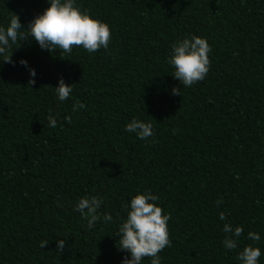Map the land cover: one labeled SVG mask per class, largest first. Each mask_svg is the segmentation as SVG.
<instances>
[{
  "label": "trees",
  "instance_id": "trees-1",
  "mask_svg": "<svg viewBox=\"0 0 264 264\" xmlns=\"http://www.w3.org/2000/svg\"><path fill=\"white\" fill-rule=\"evenodd\" d=\"M76 2L110 26L107 50L50 52L32 40L13 50L14 63L0 62V264H121L115 233L144 190L171 215L161 264H239L247 244L264 253V0ZM47 6L0 0V24L17 14L27 27ZM190 33L211 45L210 70L184 88L166 58ZM60 77L73 87L64 102L54 95ZM132 119L151 122L154 135L126 132ZM84 196L102 197L99 214L112 221L87 230L74 211ZM225 222L244 228L238 249L222 245Z\"/></svg>",
  "mask_w": 264,
  "mask_h": 264
},
{
  "label": "clouds",
  "instance_id": "clouds-1",
  "mask_svg": "<svg viewBox=\"0 0 264 264\" xmlns=\"http://www.w3.org/2000/svg\"><path fill=\"white\" fill-rule=\"evenodd\" d=\"M47 4L48 6L34 16L27 27L20 22L17 14L10 16L6 23L0 24V62L14 63L11 59L13 50L18 48L21 42L32 40L42 50L66 54H71L74 47H82L90 54L109 48L112 39L110 26L88 11L82 10L76 0H47ZM211 51L206 37L190 33L173 43L166 63L174 69L172 76L184 88H190L207 76ZM18 62L27 69L29 82L34 83L35 68L24 58ZM53 88L59 102L66 101L73 94L72 84H66L63 77L58 78L57 86ZM171 94L180 95V88L172 87ZM83 107L82 103H77L73 106V112ZM65 119L70 121L71 117L66 116ZM47 120L50 128H56L57 118L53 114H49ZM124 130L145 141L154 135L151 122L141 119L130 120ZM159 199V196L150 190H144L132 196L125 206L126 216L119 223L115 233L118 236L119 250L127 253L122 257L121 264H141L144 258H150V264H161L162 257L159 253L171 244L168 227L171 215L159 206ZM103 202V198L99 196H84L76 202L74 211L79 212L87 221V230L93 229L101 219L105 222L112 221L110 214H99ZM221 202L218 201V205ZM219 220H226L225 212L219 213ZM222 232L225 234L223 247L228 251L238 249V242L244 235L243 226H233L225 222ZM247 239L259 242L261 235L249 231ZM46 243L47 240H42L39 247L44 248ZM64 247L65 239L56 240L58 254L64 251ZM262 254L264 253L259 246L247 244L238 251L236 259L239 264H259Z\"/></svg>",
  "mask_w": 264,
  "mask_h": 264
}]
</instances>
